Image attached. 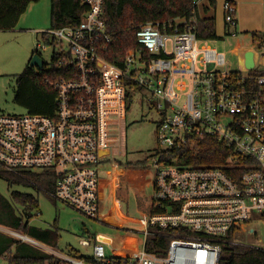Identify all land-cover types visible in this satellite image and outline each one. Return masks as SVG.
<instances>
[{
    "label": "built area",
    "instance_id": "obj_1",
    "mask_svg": "<svg viewBox=\"0 0 264 264\" xmlns=\"http://www.w3.org/2000/svg\"><path fill=\"white\" fill-rule=\"evenodd\" d=\"M202 1L192 0L187 18L139 26L140 47L128 52L121 66L100 55L111 44L104 0H80L87 9L79 23L50 29L52 40L36 44L37 52L50 45L52 55H59L56 64L68 67L65 76L48 81L56 94L53 116L0 113V167L19 176L43 173L52 187L40 191L96 218L98 166L111 160L115 167L111 157L122 149L116 132L121 114L132 92L144 91L159 121L158 148L147 161L154 170L151 211L140 233L143 243L154 236L169 238L162 255L143 247L136 259L106 258L101 244L81 240L92 244V257L56 253L44 264H218L221 240L251 218L264 217V31L252 32L253 65L246 67L243 56L241 68L232 69L222 53L206 44L197 47ZM222 8L232 34L236 2L225 0ZM205 137L225 146L223 160L185 163L180 152L196 151ZM2 231L36 245L22 232ZM0 259L9 264L7 252Z\"/></svg>",
    "mask_w": 264,
    "mask_h": 264
},
{
    "label": "rangeland",
    "instance_id": "obj_2",
    "mask_svg": "<svg viewBox=\"0 0 264 264\" xmlns=\"http://www.w3.org/2000/svg\"><path fill=\"white\" fill-rule=\"evenodd\" d=\"M224 1L215 0L214 15L219 38L207 42L200 41L197 47L203 44L212 47L217 53L223 54L232 69H240L245 48L251 50L253 45L252 32L264 31V0H233L237 5V25L235 30H231L232 34H228V28L224 24ZM50 9L51 0L32 1L27 5L15 28L0 31V113L26 112L13 100L15 76L29 64L33 51L36 50L38 35L33 28L42 25L43 30H50ZM59 47L60 44L57 48ZM38 51L45 63L51 61L53 49L50 45H46L45 49L39 48ZM158 121L159 116L150 107L145 92H132L128 107L120 117L121 129L116 131H119L121 136L118 139L122 141V149L111 157L115 167L112 166L111 160L98 166L101 173L98 180V197L102 209L96 218H88L61 202H53L42 191H37L31 186L9 185L1 177L0 195L11 198L13 191L32 193L37 198L38 208L31 210L33 216L29 220V226L57 229V252L92 257V247L81 245V240H89L92 244L95 242L103 246L106 258L136 259L143 249V236L140 232L146 229V214L137 210L132 194L127 206L117 204L114 189L123 184L118 177V171L123 166H138L147 170L149 181L145 183V193L151 197L154 170L147 167V161L158 148L155 133ZM107 171L112 174L115 172L116 176L106 174ZM18 208H21V205ZM240 227L241 229L230 233L234 241L229 240L230 243L264 248V217H253ZM2 230L0 227V232L4 233ZM127 231L133 233L129 235ZM0 264L6 263L0 259Z\"/></svg>",
    "mask_w": 264,
    "mask_h": 264
},
{
    "label": "trees",
    "instance_id": "obj_3",
    "mask_svg": "<svg viewBox=\"0 0 264 264\" xmlns=\"http://www.w3.org/2000/svg\"><path fill=\"white\" fill-rule=\"evenodd\" d=\"M37 0H0V31L12 30L25 11L27 5ZM193 8L192 0H104V19L106 32L111 36V44L101 49L100 55L107 61L121 66L124 56L140 45L136 41V30L145 23H163L178 18H187ZM80 0H51L50 29L77 25L86 10ZM215 0L202 1V14H198L196 35L201 41L219 38L216 33ZM252 34V40H253ZM48 43L52 39L47 32L41 34ZM55 46V42H52ZM37 52V51H34ZM65 53H63L64 55ZM63 57V55L60 53ZM58 54L52 55L49 63L42 69L27 64L21 73L15 76L13 100L27 113L53 116L55 109V91L48 84L52 78L65 76L67 65L58 66ZM68 59L69 53L64 57ZM196 151L183 150L184 162L190 165H213L221 162L227 154L225 146L212 137H205L197 142ZM173 155V153L171 154ZM147 170L141 167L123 166L118 177L123 184L114 190L115 198L121 205L127 206L132 194L137 210L148 214L151 211V197L145 193V183L149 181ZM0 177L9 185L20 184L31 186L37 191L39 187H52L40 172H26L19 176L0 167ZM31 181L33 183H31ZM18 205V206H17ZM21 205V208H18ZM38 208L37 198L30 192L13 191L11 198L0 195V226L26 233L52 248L58 241L57 229H39L29 226L32 218L31 210ZM164 231H171L166 229ZM229 234L221 240L218 264H264V248L230 243ZM169 238L167 236L149 237L144 243L147 252L162 255ZM234 242V241H233ZM11 250L9 264H44L54 257L33 246L17 242L0 232V255Z\"/></svg>",
    "mask_w": 264,
    "mask_h": 264
},
{
    "label": "crops",
    "instance_id": "obj_4",
    "mask_svg": "<svg viewBox=\"0 0 264 264\" xmlns=\"http://www.w3.org/2000/svg\"><path fill=\"white\" fill-rule=\"evenodd\" d=\"M20 18H21V16H20ZM19 18V19H20ZM19 21V20H18ZM18 23V22H17ZM16 27V26H15ZM43 26L41 25H38V26H36V27H34L33 28V30L35 31V33H36V35H38V42H41V43H43V41H44V39H43V37H41V34L42 33H44V32H46V30H43ZM37 42V43H38ZM207 42V41H206ZM247 49H249V48H245V51H247ZM34 51H36V50H34ZM33 51V54L34 53H36V54H38L40 57H41V55H40V53L39 52H34ZM245 51H244V53H245ZM110 174H112V172L110 173ZM109 175V174H108ZM113 176H116L115 175V172L112 174ZM117 187V186H116ZM115 190V189H114ZM45 195V194H44ZM46 197H48L47 195H45ZM49 198V197H48ZM116 199V198H115ZM52 200V199H51ZM53 201V200H52ZM54 202V201H53ZM116 203L118 204H120V202L116 199ZM100 209H102V206H101V208ZM101 211V210H100ZM144 222H145V220H144ZM0 227H2V228H8V227H4V226H0ZM34 227V226H33ZM35 228H39V227H35ZM39 229H42V228H39ZM46 229H52V228H46ZM43 230V229H42ZM127 233L129 234V235H131L133 232H130V231H127ZM5 234V233H4ZM23 234H25V235H27L26 233H23ZM7 236H9V235H7ZM29 238H32V237H30L29 235H27ZM10 237V236H9ZM12 238V237H11ZM12 239H14V238H12ZM33 239V238H32ZM15 240V239H14ZM34 241H36V245L35 244H31V243H26V244H29V245H31V246H33L34 248H36V249H39V250H41V251H43V252H45V253H47V254H50V255H52L53 257H54V259H55V255L54 254H56V253H62L63 254V252H57V249H55V248H52L51 246H48V245H46V244H44V243H42V242H40V241H38V240H36V239H33ZM15 241H17V240H15ZM17 242H19V241H17ZM94 243V242H93ZM89 246H91L92 247V244H90ZM143 247H144V243H143ZM56 248H57V245H56ZM50 249H52V250H50ZM5 252H7V254H8V262H9V256H10V252H11V250H7V251H5ZM5 252H3V253H5ZM2 253V254H3ZM1 254V255H2ZM67 254H69V255H71L70 253H67ZM72 256H75V257H79V256H77V255H73L72 254ZM81 258H89V257H81ZM53 261V260H52ZM5 263H6V261H5Z\"/></svg>",
    "mask_w": 264,
    "mask_h": 264
},
{
    "label": "water",
    "instance_id": "obj_5",
    "mask_svg": "<svg viewBox=\"0 0 264 264\" xmlns=\"http://www.w3.org/2000/svg\"><path fill=\"white\" fill-rule=\"evenodd\" d=\"M244 59H245V66L251 67L253 65V53L251 50H247L244 53ZM44 65L43 59L36 53L32 54L29 66L35 67L37 69H42Z\"/></svg>",
    "mask_w": 264,
    "mask_h": 264
}]
</instances>
